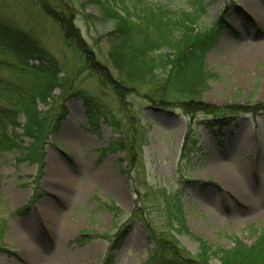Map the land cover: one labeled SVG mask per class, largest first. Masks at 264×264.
Listing matches in <instances>:
<instances>
[{
	"label": "rangeland",
	"instance_id": "374dc122",
	"mask_svg": "<svg viewBox=\"0 0 264 264\" xmlns=\"http://www.w3.org/2000/svg\"><path fill=\"white\" fill-rule=\"evenodd\" d=\"M205 1L200 24L210 26L221 13L226 22L207 53L215 77L202 101L215 109L264 106V0ZM59 7L72 13L82 41L114 70L104 36L112 25L100 19L92 0H62L49 4L53 11L41 0H0L2 25L32 35L58 62L64 87L55 86L54 98L39 99L38 109L52 118L61 104L67 108L58 146L43 148L41 172L38 163L18 160V150L0 144V264H142L156 246L149 226L169 228L165 192L182 205L193 235L178 234L177 240L193 258L200 253L196 237L209 248V264H222L221 250L237 242L252 246L264 225V111L241 112L220 131L208 126L215 117L204 112L154 108L136 98L121 106L91 73L80 47L65 37L55 17ZM5 37L0 85L11 88L0 87V105H15L19 91L13 86L20 90L43 79L22 70L21 56L4 49L12 41ZM27 61L38 65L41 59ZM77 90L111 108L119 129L101 116L97 125L88 124L83 98L72 95ZM19 121L24 123L23 114ZM190 123L197 142L184 150ZM15 131L25 145L30 141L22 126ZM133 137L139 146L134 161L118 144ZM119 232V245L111 248L109 237L117 239Z\"/></svg>",
	"mask_w": 264,
	"mask_h": 264
},
{
	"label": "trees",
	"instance_id": "16d2710c",
	"mask_svg": "<svg viewBox=\"0 0 264 264\" xmlns=\"http://www.w3.org/2000/svg\"><path fill=\"white\" fill-rule=\"evenodd\" d=\"M92 1L99 10L100 19L112 25V29L104 36L108 47L107 55L114 70L101 63L82 41L81 32L74 24L72 13L59 7L55 17L65 37L80 47L91 67V73L99 78L105 88L111 89L121 106L128 107L131 100L129 98H136L143 101L145 106L154 108L179 107L185 114L191 115L204 112L207 116L215 117L208 122V126L212 129L217 125L220 131L223 126L234 122L241 112L264 111V106L261 105L251 108L237 106L215 109L202 101L209 81L215 77L207 68V53L218 42L222 23L226 22L225 15L221 13L210 26L200 24L202 13L207 7L205 0H188L186 3L181 1L176 4L162 0ZM41 2L46 10H50L49 4H60L62 0ZM51 10L53 11V8ZM9 27L2 25L0 19V37L4 38L7 33L12 39L4 45V49L21 56L24 72L43 80L39 86L27 85L20 90L13 86V91H19L15 105H0V144L7 149L18 150V160L38 163L41 172L46 155L43 148L46 144H59L57 132L67 115V108L64 103L61 104L60 111L50 118L48 111L38 109L39 99L45 101L47 98H54L55 86L63 89L64 80L59 77L57 60L36 38L21 29ZM28 58H39L41 62L32 65L28 63ZM10 86L9 83L0 85L8 89ZM72 95L83 98L88 112V124L97 125L101 116L112 128L119 129L112 109L102 100L82 90L74 91ZM20 114L25 118L23 124L19 121ZM21 126L24 134L30 137L26 145L15 131ZM81 126L84 127V124ZM194 131L195 128L190 123L185 135L184 150L197 142ZM50 133L56 134L57 137L54 138V135L52 140H48ZM118 144L121 149L130 152L134 161V149L139 147L136 139H125ZM165 193L161 203L169 228L156 230L149 226V235L155 240L156 246L142 264H209V248L201 238L195 236L200 242L197 258H193L179 246L177 235L192 233L187 227L182 205L172 201L170 194ZM120 235L119 232L117 239L109 237L111 248L119 245ZM221 253L222 264H264V225L252 246L246 247L237 242L234 248L222 249Z\"/></svg>",
	"mask_w": 264,
	"mask_h": 264
},
{
	"label": "bare ground",
	"instance_id": "6f19581e",
	"mask_svg": "<svg viewBox=\"0 0 264 264\" xmlns=\"http://www.w3.org/2000/svg\"><path fill=\"white\" fill-rule=\"evenodd\" d=\"M242 197V196H241Z\"/></svg>",
	"mask_w": 264,
	"mask_h": 264
}]
</instances>
